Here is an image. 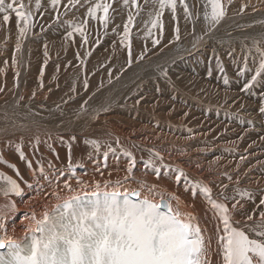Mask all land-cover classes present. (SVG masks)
<instances>
[{
	"label": "bare ground",
	"instance_id": "6f19581e",
	"mask_svg": "<svg viewBox=\"0 0 264 264\" xmlns=\"http://www.w3.org/2000/svg\"><path fill=\"white\" fill-rule=\"evenodd\" d=\"M236 1L222 0V4L227 6L226 11H230V6L234 7ZM234 12H227L225 20L212 31V39L204 36L205 43L200 48L202 54H207L214 46L226 42H244L250 45L256 41L259 30L252 26L251 19L264 16V0L257 2L254 0L249 13ZM14 21V13L8 23L0 18V32L2 33L3 30L9 32V35H4L5 38L2 37L3 39L0 35V69H4L0 72V86L5 88L4 92H0V156H3L9 164L16 165L19 176L4 163H0V173L17 180L22 189V196L16 197L13 194L4 196L3 189L7 185L0 180V209H2L0 216L5 218L0 220V225L7 230L6 233L0 232V235H6L9 239L17 241L24 239L30 233V229L35 228L31 219L32 213H35L36 218L39 219L45 211L50 212L58 202L81 193H91L96 181L101 183L102 191L105 181L115 185L118 180L121 181V191L138 189L139 185L131 179L124 180L128 175L126 167L129 161L120 149H127L137 160L134 169L137 180L157 185V192L178 195L181 201L180 211L190 212L199 218L201 227L206 230L205 234L211 237L212 251L207 257L209 264H220L215 221L209 205L202 194L194 198L190 192L185 191L183 185L178 186L173 179L167 178L169 175L167 169H163L164 174L157 179L151 169L146 168L148 150L159 151L166 164L179 167L189 179L210 186L214 197L221 191L218 185L227 184L226 191L231 193L232 189L237 187L238 181L241 189L256 193L254 200L258 204L261 194H264V116L258 112L262 103L260 97L254 101L250 94L238 90L240 82L238 83L236 78H229V84L225 86L223 77L218 75L221 72L206 77L207 72L205 71L206 74L203 72L205 69L203 67L211 65L212 61L207 58L199 61L198 55L194 56V61L190 57L191 51L180 50L178 43L163 42V45L168 46L162 45V50L150 51L143 61L134 60L132 66L127 67L125 63L127 52L119 40L104 49L91 42L88 48L91 49L92 55L88 57L80 43L77 41L74 43L76 40L74 37L64 40L67 42L54 43V40H51L52 42L46 43L50 58L45 69V87L40 90L38 78L44 59L45 43L33 41L38 35V31L34 28L29 38L23 42L21 52H15L18 28L12 26ZM61 26L63 27L64 23H61ZM205 27V25L196 26V34L204 35ZM259 27L264 29V24ZM190 28L192 30V27ZM190 28L188 31H191ZM76 35L79 36L78 33ZM188 36L192 41L193 35L190 33ZM107 40L105 39V44L110 42ZM138 43L134 44L137 49H133V53L137 54L142 50L143 44ZM148 46L150 47V44ZM79 48L82 51L81 58L87 61V72L89 74L95 72V75H89L88 92H84L81 86L84 72L81 68L75 67L78 63L75 55ZM58 50L63 51L61 55L57 54ZM136 54H133L134 57ZM171 55L172 57L164 61ZM13 56L17 58L16 65L12 64ZM5 61L8 62L6 68ZM53 62H60L58 74L51 73ZM68 62L73 66L66 68ZM162 62L171 63L169 72L171 82L159 75L157 65ZM101 64L104 66L101 67ZM122 67L124 71H121ZM212 67L214 71L218 70L216 62H213L209 68ZM109 70L112 71L111 83L107 75ZM16 71L20 72L18 88L14 87ZM156 73L157 75L154 76ZM53 74L58 76L55 83L52 82ZM236 74H233V77L237 76ZM73 80H76L78 95L73 101L63 104L60 98L68 92ZM101 80H103L102 87H100ZM56 83L60 86L58 90ZM49 87L54 91L48 92ZM98 87L99 91L96 92ZM34 90L37 95L35 99H30ZM92 92H96V95L89 101L87 111L79 112L83 100ZM21 96L23 100L19 99ZM45 96L49 97L47 101ZM140 97L143 99L137 104L136 100ZM54 102L61 103L62 112H56ZM42 104L45 105L44 108L40 107ZM47 109L52 111L49 112ZM94 109L100 110L98 119L92 118ZM104 109L107 111L105 112ZM20 125L24 127L20 128ZM48 134L51 136L50 142L55 152L59 153L58 158L44 143L39 145L35 155L28 147L32 137L39 135L41 141H44L48 139ZM73 134L77 139L69 154L67 142ZM58 136L64 138V145L59 143ZM241 136L243 139H240ZM82 137L107 140L112 147L118 149L115 153H109L107 167L104 166L101 155L107 151V146L102 143L100 152H97L91 146H85ZM117 138L119 143L116 142ZM21 140L24 142L23 150L33 161V170H29L13 150L14 145ZM41 154L44 157L46 176L39 175L36 165V160ZM225 174L232 176L231 182L227 180ZM73 177L84 181L88 187L81 188L77 179ZM65 181L75 191L65 189ZM111 190L112 187H109L108 191ZM56 191L59 192L60 199L53 194ZM155 199L159 201V197ZM9 202H14V211L5 207ZM172 203L175 207L176 202ZM244 208L252 212L254 204L246 203ZM254 218L258 219V215ZM234 219L240 221L242 216L235 214Z\"/></svg>",
	"mask_w": 264,
	"mask_h": 264
},
{
	"label": "snow or ice",
	"instance_id": "6c2138e0",
	"mask_svg": "<svg viewBox=\"0 0 264 264\" xmlns=\"http://www.w3.org/2000/svg\"><path fill=\"white\" fill-rule=\"evenodd\" d=\"M123 7L127 9V19L122 25L115 23V13L117 9L113 7L111 0H49V5L55 12V22L60 24L61 7L64 8V14L75 9L86 8V16L88 19H81L79 22L65 20L64 25L70 29L67 31L64 39H72L75 33L80 35V46L85 49V55L91 57L92 51L88 48L90 31L87 29L89 19L102 24L104 35L109 32V25H112V35L119 38L120 44L127 52L125 61L127 67H131L136 61H143L150 51L162 50V41L164 38V22L163 17L166 11L171 14L173 21H177L178 8L182 10L185 24H191L193 40L191 42L192 50H199L205 43L204 36L212 39V31L225 20L227 11L222 4V0H207L204 5L203 21L205 23L204 35H197L195 32V24L200 19L199 13L193 11L195 4L191 7L188 0H144L146 7L142 8L139 0H122ZM135 7L136 11L131 9ZM245 6L241 7V12ZM210 8V10H208ZM47 11L44 8L43 0H35L34 8L31 0L28 4L24 0H0V14L5 23H8L14 13L18 37L15 45V52L22 50L23 42L29 38L32 30L37 27L35 23L37 16L34 13H42ZM148 17L145 20H137L141 12ZM110 12L112 13L110 15ZM143 25V28L140 25ZM136 29L134 35L133 29ZM119 29V30H118ZM43 30V28H42ZM142 33V35H141ZM95 40L92 41L97 47L101 41L99 32L95 33ZM141 39L143 43L142 50L133 55V40ZM151 39L152 48L147 45V41ZM181 40V28L177 22L173 28V34L169 39V44L177 43ZM256 44V56H252L251 49H247L241 61L242 66L237 69V79L250 77L244 80L242 91L245 94H253L256 86L264 88V48L260 47L259 42ZM168 45H163L167 47ZM115 48V44H113ZM233 49L229 50V57L232 55ZM213 49V55H215ZM43 62L39 69L38 89L43 90L45 87L44 77L45 69L49 62L48 46L44 44ZM75 58L77 65L84 72L82 79V89L88 92L90 88L89 75H95V72L89 74L87 72V61L81 58V53L76 52ZM251 59L252 67L249 66ZM7 61L4 62L5 68ZM12 64H17V58L13 56ZM216 65L221 73H225L223 62L217 58ZM73 66L71 62L66 64L67 67ZM101 67L104 65L101 64ZM125 69L122 67L121 71ZM160 77L171 82L169 70L157 65ZM4 69H0V72ZM60 72V65L56 63L55 73ZM53 74L52 82H57L58 76ZM109 83H111L112 71L108 73ZM212 72H208L211 77ZM20 72H15V85L19 87ZM119 78V77H117ZM225 86L229 84L227 75L223 76ZM103 86V80L100 87ZM56 83V90L59 89ZM159 90V89H158ZM5 88L0 86V92H4ZM52 87L48 88V92H53ZM99 91V87L96 92ZM92 92L80 106L79 112H86L89 101L96 95ZM37 92L34 90L30 99H35ZM78 95L76 80H73L68 92L60 98L63 104L73 101ZM23 100V96L19 98ZM49 97L45 96V101ZM143 97L136 100L139 104ZM261 106L258 112L264 116V93L260 94ZM55 103V102H54ZM44 108L45 105L40 106ZM30 108V105H29ZM56 112H62L61 103H55ZM51 112V109H47ZM106 112L107 109H104ZM34 115L38 113H33ZM99 109H94L92 118L98 119ZM79 115V113H78ZM158 126V125H157ZM23 128V125L19 126ZM76 136L73 134L68 138L67 149L69 154L73 143L76 142ZM85 146H91L95 151L100 152L101 144L107 146V151L101 153L104 166L107 167L109 153H115L118 149L112 147V144L105 140L100 141L90 137H82ZM243 139V136L240 137ZM48 139L41 141L39 135L32 137V142L28 147L33 150V155L38 152L39 145L44 143L48 150L59 157V153L55 152L53 144ZM59 143L65 144L63 137L58 136ZM117 143L119 140L117 138ZM24 142L21 140L16 143L13 150L29 170H33V161L23 150ZM124 155L128 157V164L124 180L131 179L139 185L136 190L121 191V181H116L115 185L105 181L102 186L99 181L95 182L91 192V198L85 199L87 193H81L63 201L62 206L49 214L45 211L43 216L36 218L35 213L31 214L35 228L30 229V236L17 241L9 239L6 235H0V264H209L208 254L212 251L211 237L205 234L199 223V218L192 213H183L179 209L181 203L180 197L175 194H166L157 192V185L148 184L144 180H137L134 176L136 167V157L127 149H120ZM244 159V157H241ZM44 157L41 154L36 160L39 175L46 176L43 165ZM0 163L6 164L8 167L16 171L19 176V169L15 164H9L0 156ZM159 164V166H157ZM199 167V165H197ZM146 168L151 169L152 173L159 179L164 173L163 169H167L169 175L167 178L173 179L178 186L183 185L185 191L191 193L195 198L202 194L203 199L209 205L215 228L217 232V253L221 256L220 264H264V194H261L258 204L255 202V192L247 189H241L238 186L232 189L231 193L227 192V184L218 185L221 191L214 197L210 186L203 184L201 181L189 179L183 169L173 167L164 162V157L159 151L148 150V159ZM103 175V173H101ZM226 175L228 181H232V176ZM22 179V178H21ZM78 184L81 188H87L88 185L79 180ZM0 180L7 185L3 189V195L10 194L16 197L22 196V189L16 179L0 173ZM51 183V182H50ZM57 184L59 181L56 182ZM112 187L111 191L108 188ZM64 188L69 191H75L72 186L65 181ZM142 193H146L142 195ZM57 199H60L59 192L53 193ZM167 195V198L165 196ZM159 197V201L155 198ZM173 201L176 206H173ZM246 203H253L252 212L244 208ZM5 207L15 210L14 202H9ZM163 209V210H162ZM258 209V212H257ZM2 211V209H0ZM235 214H240L242 220L234 219ZM258 215V219H255ZM5 219L0 216V220ZM251 221L252 223H248ZM6 228L0 225V232L6 233Z\"/></svg>",
	"mask_w": 264,
	"mask_h": 264
},
{
	"label": "rangeland",
	"instance_id": "374dc122",
	"mask_svg": "<svg viewBox=\"0 0 264 264\" xmlns=\"http://www.w3.org/2000/svg\"><path fill=\"white\" fill-rule=\"evenodd\" d=\"M231 1L232 0H230V1L226 0V2H231ZM257 1L258 0H256V2ZM24 2L26 4H28L30 2V0H24ZM62 2H63V0H62ZM111 2L113 3V7L117 9V12L115 13V16H116L115 23L119 24V25H122L124 22H126V19H127V9H125L123 7L122 0H111ZM206 2H207V0H188V3L190 5V7L193 4H195V8L193 9V11L199 13V15H200V19H198L196 21L195 27L198 26V25H199V27L205 25L202 17H203V12L205 11L204 5L206 4ZM252 2H254V0H245V1L244 0H237L236 3H235V6L234 7L230 6L229 10L233 11V12L234 11L235 12H241L240 8H241V4H242L243 6L246 5L247 9H248L247 10L246 7H244L242 12H246V13L248 12L249 13L250 9H251ZM139 3H140L142 8L146 7V5L144 4V0H139ZM31 4H32V6L34 8L35 0H31ZM43 4H44V8L47 9V11L42 12V13H34V15L38 17L36 19L37 27L35 28V30L38 31V35L33 38L34 42H37V43H49V42H52L53 40H54V43L67 42V41H64L65 40L64 37L67 34V31H69L70 29H68L65 25L62 27L61 23H63L65 20H68V19L72 20V21H75V22L76 21L78 22L81 19H88V17L86 16V8H80L79 11H76L75 9H73L72 11L68 12L67 15H65L64 14V8L61 7L59 9V11H60V24L58 26L57 23L55 22V12L50 7H48L49 0H43ZM238 5H239V7H238ZM225 8H227V6H225ZM237 8L240 9V10H237ZM131 10L133 12H135L136 8L133 7ZM208 10H210V8ZM230 11H227V12H230ZM111 14L112 13L110 12V15ZM2 15H0V18H2ZM147 19H148V17L144 14L143 11L141 12L140 17H137L138 21H140V20H145L146 21ZM117 20H119V22H117ZM163 22H164V38H163L162 43L163 42L167 43L169 41V39L171 38V36L173 34V28L175 27L176 23L178 22L179 26L181 28V40L179 42H177L179 44L178 48L180 50L184 51V52H187V51L190 50L191 51L190 57L194 61H195L194 56H197V55L199 57V61L204 59V58H207V59L212 61L211 65H209L207 67H203L205 69L202 68L203 72H205V71L207 72L206 77H208V72H209L208 69L211 70L213 75L215 74V72L220 73L219 69L217 71H214L213 67L209 68L210 66L213 65V62H216V60L218 58L222 62L226 61L227 63L226 64L223 63L224 67H225V70H226L225 73H220V74L217 73V74L220 77H223L224 75H227L228 79L229 78H236L237 79V76L233 77V74L235 75V73H237V69L242 66L241 61H242L243 57L248 54L247 53V49H251L252 56H256L257 55V53H256V44L252 43V44L249 45V44H245L244 42L237 43V42H234V41L226 42L225 44L222 43L219 46H214L213 49H215V53H216L215 55H213V50L211 52L207 53V54H202L200 49L199 50H192V47H191V42L192 41H190L191 37L188 36L191 33V31H188V28L192 27V25L190 23L189 24H185V21L183 19V13H182V10L180 8H178L177 21H173L172 18H171V14L168 11H166L165 14H164V17H163ZM251 23H252L253 27L258 28V30H259V32L257 34V37H256V42H259L260 47L264 48V29H261V27H259V25L264 24V16H262L259 19L252 18L251 19ZM12 26H15V28H16V26H17L16 18H15V21H14V25H12ZM86 27L90 31L89 45H91V42L95 40L94 39V38H96L95 33L97 31L99 32V38H100V41L102 43V44L100 43V45L98 47L101 46L104 49L107 46L111 45L116 40H119L118 37L111 35V33H112L111 24L109 25L110 32H108V34H110V35H107L106 38H105V35H104V29H103L102 24H98L97 22L89 19V23H88V25ZM140 27L143 28V25L141 24ZM42 28H43V30H42ZM98 28H99V30H98ZM190 30H191V28H190ZM166 31H167V33H166ZM170 32H172V33H170ZM133 33L135 35V33H136V29L135 28L133 29ZM76 34L77 33L74 34V38H76L74 43H76V41H77V43H80V35L78 36ZM167 34H170V35L167 36ZM0 35H1V38L2 37L5 38L4 35H9V32H8V30H3L2 33L0 32ZM165 38H166V40H165ZM105 39L110 40V42H107L105 44V42H104ZM140 40L141 39H138V40L134 39L133 40V47H134L133 49H135V50L137 49L136 46L134 45L137 42H139L140 44H143L141 42L142 40L141 41ZM148 42L150 44V47L149 46L148 47L151 48V46H152L151 45V39H149L147 41V44H148ZM68 43H70V42H68ZM103 44H105V45H103ZM138 44H137V46H138ZM230 49L234 50V51H232L231 57H229V55H228ZM79 51H80V53H82L80 48H79ZM62 52L63 51L58 50L57 54L61 55ZM164 52H167V51H164ZM164 52H162V53H164ZM72 54H74V53H72ZM133 54H136V53H133ZM170 57H172V55L168 56L167 58H165L164 61H166ZM213 59L215 61H213ZM61 61H62V59L60 60V62ZM60 62H59V65H60ZM55 65H56V62H53L52 63V67L50 68V70H53V71L51 72L50 70H48V72L55 73ZM162 65H163L164 68H167L169 70V72H170V70H171V63L170 62H162L160 64V66L162 67ZM227 65H228V67H227ZM249 66L250 67L253 66L252 62H251V59L249 60ZM202 69H201V71H202ZM206 72H205V74H206ZM156 75H157V73L154 76H156ZM213 75H211V76H213ZM247 78H250V77H244L243 79L242 78L237 79L238 83L240 82L239 84L241 85L240 86L238 84V90H242V85H243V82H244L243 80H245ZM144 83L148 84L145 81H144ZM258 87L253 89V94H250V96L252 97V99L254 101L258 100V98L260 97L261 93H264V88H261L259 85H258ZM253 96H254V98H253Z\"/></svg>",
	"mask_w": 264,
	"mask_h": 264
}]
</instances>
